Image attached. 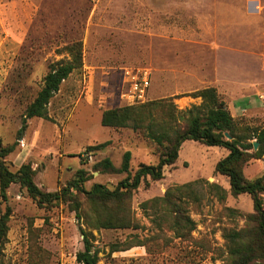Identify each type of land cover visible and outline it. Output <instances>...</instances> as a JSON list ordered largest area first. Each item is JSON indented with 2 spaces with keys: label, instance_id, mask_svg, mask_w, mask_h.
Here are the masks:
<instances>
[{
  "label": "rangeland",
  "instance_id": "rangeland-1",
  "mask_svg": "<svg viewBox=\"0 0 264 264\" xmlns=\"http://www.w3.org/2000/svg\"><path fill=\"white\" fill-rule=\"evenodd\" d=\"M75 42L81 43V68L61 83L45 118L24 120L49 65L69 60L64 48ZM124 68L151 73L146 101L133 106L169 99L182 116L201 103L190 93L213 87L236 124L260 129L264 0H0V140L14 146L5 158L9 169L29 163L35 184L51 193L80 170L89 178L86 190L93 184L112 189L127 174L96 165L109 159L117 169L126 151L131 173L140 164H156L157 148L140 132L100 123L103 111L126 106L119 99ZM105 142L103 149L86 151ZM226 155L223 148L184 142L163 179H147L131 193L136 228L129 229L93 230L68 203L39 207L12 184L7 201L0 199V210H11L2 264H78L80 229L92 234L99 264H229L223 235L251 226L246 217L253 207L248 195L232 196L227 178L214 172ZM245 166L263 175L264 155ZM194 181L198 200L185 208L195 228L178 237L159 220L163 208L144 203ZM210 184L224 191L223 199Z\"/></svg>",
  "mask_w": 264,
  "mask_h": 264
},
{
  "label": "trees",
  "instance_id": "trees-1",
  "mask_svg": "<svg viewBox=\"0 0 264 264\" xmlns=\"http://www.w3.org/2000/svg\"><path fill=\"white\" fill-rule=\"evenodd\" d=\"M64 50L70 59L59 60L49 65L48 72L41 80V87L33 101L26 107L24 120L45 118L47 106L74 70L82 66L81 43L75 42L65 46ZM191 98H199V106H192L186 115H177V111L169 99L151 101L138 106H123L102 112L100 123L104 127L120 129L130 128L138 131L157 148V163L140 164L130 172L131 153L124 152L119 168H115L109 159H103L96 167L112 173H126L127 176L112 189L102 184H93L89 190L84 183L89 180L83 170L58 192H43L34 182L35 171L29 163L11 171L5 158L14 150V146L4 147L0 140V199L7 201V190L12 184L19 186L39 207H50L59 202L68 203L76 218L83 219L85 225L93 230L136 228L130 212L131 193L141 182L148 185L150 181L163 179V169L175 164L181 145L186 141H194L206 147H219L227 151V155L219 159L214 172L228 180L229 192L232 196L248 195L252 201L253 213L247 215L251 226L235 231L230 230L223 235L227 243L229 264H264V174L252 179L244 175V167L251 160L261 159L264 155V126L251 129L236 124L229 110L219 100L213 87L197 90L189 94ZM227 134L230 139L225 137ZM253 142L258 147L253 151ZM109 142L89 146L88 153L105 148ZM197 181L167 189L162 197L144 203H151L152 208H163V217L159 220L171 225L178 237L191 233L195 228L194 221L188 216L185 205L187 201H197L194 190ZM220 193L224 191L216 184L209 185ZM84 199L86 208L80 200ZM10 207L0 210V264L2 251L7 238ZM83 249L76 254L78 264H99L98 251L93 245L90 232L80 229ZM136 246V245H133ZM130 248V247H128ZM119 251L113 247L111 252Z\"/></svg>",
  "mask_w": 264,
  "mask_h": 264
},
{
  "label": "built area",
  "instance_id": "built-area-1",
  "mask_svg": "<svg viewBox=\"0 0 264 264\" xmlns=\"http://www.w3.org/2000/svg\"><path fill=\"white\" fill-rule=\"evenodd\" d=\"M119 99L126 106L144 103L150 89L151 73L147 68L121 69ZM88 155V154H87Z\"/></svg>",
  "mask_w": 264,
  "mask_h": 264
},
{
  "label": "crops",
  "instance_id": "crops-1",
  "mask_svg": "<svg viewBox=\"0 0 264 264\" xmlns=\"http://www.w3.org/2000/svg\"><path fill=\"white\" fill-rule=\"evenodd\" d=\"M256 174H257V172H256V169H254V167L251 169H249V168L246 169V166H245L244 175L247 179H252V178L256 177Z\"/></svg>",
  "mask_w": 264,
  "mask_h": 264
},
{
  "label": "water",
  "instance_id": "water-1",
  "mask_svg": "<svg viewBox=\"0 0 264 264\" xmlns=\"http://www.w3.org/2000/svg\"><path fill=\"white\" fill-rule=\"evenodd\" d=\"M225 137L229 140L230 139V137L227 135V134H225ZM257 147H258V143L257 142H253V151H255L256 149H257Z\"/></svg>",
  "mask_w": 264,
  "mask_h": 264
}]
</instances>
